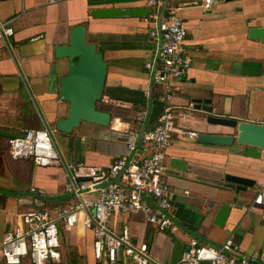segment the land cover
<instances>
[{
    "label": "crops",
    "instance_id": "crops-1",
    "mask_svg": "<svg viewBox=\"0 0 264 264\" xmlns=\"http://www.w3.org/2000/svg\"><path fill=\"white\" fill-rule=\"evenodd\" d=\"M164 1L177 9L186 29L184 48L191 66L182 79L171 80L166 87L148 88L149 72L144 66L156 53L144 21L155 10L148 0H57L53 4L0 0V22L10 21L14 31L0 41V241L5 231L20 223L21 214L64 208L76 200L65 192L68 175L64 168L36 166L28 158L12 159L8 138L1 132L46 128L63 160L105 172L116 158L127 154L134 131L150 130L169 110L175 128L166 151L164 180L177 229L161 232L140 213H114L109 229L119 234L126 228L133 243L147 244L150 258L157 264H184L181 256L186 240L192 238L215 246L232 238L243 256L264 254V204L253 205L264 185V150L258 158H250L235 142L201 144L197 137L186 135L233 133L231 128L208 123L209 116L264 123V43L248 39L250 28L264 27V0H211L206 11L187 6L203 0ZM106 8L150 12L144 18L94 19L89 14ZM77 25L85 26L86 41L96 46L107 63L97 108L110 119L105 127L82 123L66 134L57 131L55 123L68 112V104L58 93L68 62L56 58L55 49L68 45L70 30ZM203 107L210 111L206 113ZM139 149L143 156L151 152L147 146ZM174 160L185 168L171 167ZM226 174L252 180L253 185L239 191L228 188ZM97 194V188L86 190L82 198L90 200ZM223 204L230 208L218 226L215 223ZM60 241L62 261L67 255L75 264H108L95 259L92 233L81 222L71 231H60ZM114 264L134 263L122 256Z\"/></svg>",
    "mask_w": 264,
    "mask_h": 264
},
{
    "label": "built area",
    "instance_id": "built-area-1",
    "mask_svg": "<svg viewBox=\"0 0 264 264\" xmlns=\"http://www.w3.org/2000/svg\"><path fill=\"white\" fill-rule=\"evenodd\" d=\"M57 0H47L53 4ZM154 12L144 18L148 36L155 42L156 53L145 64L149 72L147 87H166L171 80L185 77L191 66L185 48L186 29L176 15V8L164 0H148ZM211 0L194 1L187 6L209 10ZM10 21L0 22V41L13 35ZM190 108L193 107L191 103ZM175 128L169 110L163 112L150 130L133 132L134 140L127 144V154L116 158L102 172L87 168L83 163L65 161L54 148L51 132L46 129H27L22 137L9 138L7 148L14 159H31L36 166L62 167L67 171L65 192L76 200L64 208L29 210L20 215V223L5 231L0 241V264H54L61 260L60 231H71L79 222L92 233L95 259L114 264L125 257L134 264H157L148 253L145 242L133 243L123 228L119 234L109 229L114 213L142 214L147 223L161 232L177 229L170 214V189L164 175L168 171L166 151ZM187 137L195 139L196 133ZM141 146L151 149L143 156ZM100 184H103L100 187ZM98 190L95 198L83 200L86 190ZM34 192V189L30 190ZM42 193L41 191H36ZM264 204V185L253 200L254 206ZM252 206L248 208V211ZM181 262L184 264H264V254L243 256L232 238L220 246L202 245L194 238L186 240Z\"/></svg>",
    "mask_w": 264,
    "mask_h": 264
},
{
    "label": "water",
    "instance_id": "water-1",
    "mask_svg": "<svg viewBox=\"0 0 264 264\" xmlns=\"http://www.w3.org/2000/svg\"><path fill=\"white\" fill-rule=\"evenodd\" d=\"M229 0H213L215 3ZM149 10L145 9H94L90 16L94 19L119 18V17H145ZM248 39L264 43V27H252L248 30ZM55 57L67 60L66 75L59 79V97L68 104L65 118L55 123L57 131L69 134L82 123L94 124L105 127L109 123L110 115L97 108V103L103 95L104 83L107 72V63L102 54L93 43L86 41L85 26L77 25L70 30L68 45L58 46ZM264 91V88H262ZM208 113L210 109L203 107ZM233 129L231 135H214L201 133L196 142L201 144H215L227 146L236 143L244 147V154L250 158H258L260 151L264 150V123H254L248 120H237L218 116H209L206 120ZM6 138L22 137V133L1 132ZM175 163V164H174ZM171 167L184 169L185 167L176 160ZM226 187L236 191L251 187L253 181L226 174L224 177ZM230 206L223 204L220 207L216 225L222 226Z\"/></svg>",
    "mask_w": 264,
    "mask_h": 264
},
{
    "label": "rangeland",
    "instance_id": "rangeland-1",
    "mask_svg": "<svg viewBox=\"0 0 264 264\" xmlns=\"http://www.w3.org/2000/svg\"><path fill=\"white\" fill-rule=\"evenodd\" d=\"M71 259H72L71 256L67 257V255H66V257H65V259L63 261L59 260L58 262H56L54 264H71V262H72Z\"/></svg>",
    "mask_w": 264,
    "mask_h": 264
},
{
    "label": "trees",
    "instance_id": "trees-1",
    "mask_svg": "<svg viewBox=\"0 0 264 264\" xmlns=\"http://www.w3.org/2000/svg\"><path fill=\"white\" fill-rule=\"evenodd\" d=\"M71 261H72V262H71V264H75V261H74V259H73V258L71 259Z\"/></svg>",
    "mask_w": 264,
    "mask_h": 264
}]
</instances>
